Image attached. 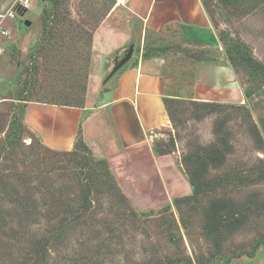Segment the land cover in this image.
I'll list each match as a JSON object with an SVG mask.
<instances>
[{"label":"rangeland","instance_id":"1","mask_svg":"<svg viewBox=\"0 0 264 264\" xmlns=\"http://www.w3.org/2000/svg\"><path fill=\"white\" fill-rule=\"evenodd\" d=\"M200 1L212 45L152 39L173 118L153 136V165L143 151L100 160L80 144L74 155L53 151L20 121L26 102L83 104L92 33L121 2L37 0L20 22L4 21L0 218L24 213L0 220V264H39L34 244L61 217L44 264H226L264 254V0ZM87 179L91 206L75 220ZM5 190L19 200L14 209ZM46 198L66 206L27 219L26 200Z\"/></svg>","mask_w":264,"mask_h":264},{"label":"crops","instance_id":"2","mask_svg":"<svg viewBox=\"0 0 264 264\" xmlns=\"http://www.w3.org/2000/svg\"><path fill=\"white\" fill-rule=\"evenodd\" d=\"M13 1L0 0V13ZM28 1L29 9L37 0ZM112 8L91 36L82 106L26 102L20 121L53 151H71L80 132L94 159L143 151L153 165L151 141L169 125L165 107L169 82L165 58L152 39L178 38L187 46H209L211 26L200 0H124ZM226 264H264V254Z\"/></svg>","mask_w":264,"mask_h":264},{"label":"trees","instance_id":"3","mask_svg":"<svg viewBox=\"0 0 264 264\" xmlns=\"http://www.w3.org/2000/svg\"><path fill=\"white\" fill-rule=\"evenodd\" d=\"M212 104H204L203 107H210L211 110H214L216 105H213L211 106ZM60 106H67L66 104H60ZM82 106V104L80 105ZM79 106V107H80ZM165 107H166V112H167V115H168V118L170 121H173V118H172V115L169 111V108L168 106L166 105V101H165ZM24 127V126H23ZM80 144L81 146H83L87 151L88 153L90 154L89 150L87 149V147L83 144L82 142V139H81V136H80V132L78 133L77 135V138H76V142H75V145H74V151L73 152H69V153H65V154H75L77 148L76 146ZM91 155V154H90ZM189 180L190 183H191V186L194 187V190H193V193H197V190H198V186H199V183L198 184H195V181L191 178V175H189ZM88 179L86 180V184L84 186H82V188H80L79 190V195L77 197V207L75 208H71L73 211H72V214H73V218L76 220V219H79L81 217L82 214H84L86 211L88 212L90 206H91V200L89 198V194L91 193V188L88 184ZM38 187V186H37ZM15 191V190H14ZM47 195H54V192L53 191H49L48 189H45ZM16 193V191H15ZM43 193V194H44ZM50 193V194H48ZM5 194L7 197H9L10 199V204L12 205V208L14 209L16 207V204L18 203L19 200H14V198H11V195L9 194V191H6L5 190ZM31 195H28L27 198H29ZM47 199V198H46ZM43 200L40 204H37V203H29L27 200H26V203L25 205H22V207L24 208V210L26 211V215H27V219H30L32 216H36L37 215V210L39 209L40 211L42 210V213L43 212H46V213H49L50 211H54V208L57 207V205H65L66 206V203L65 202H62L61 200H58V199H54V198H48L47 200ZM15 201H16V204H15ZM22 201V200H21ZM32 204V205H30ZM19 205V204H18ZM71 207V206H70ZM69 208V207H68ZM24 212H17L16 213V209L14 211H9V212H5L3 215H2V218H0L1 221H6V219H10L11 217H19L20 214H22ZM67 222L66 218L64 217H61L60 220H59V224H58V228L57 229H60V225H62V227H64V223ZM5 225H7L5 223ZM4 226V224H3ZM1 226V227H3ZM57 229H53V231L51 230L50 233L42 236V238H40L36 244H34V246H36V252H39L41 254V258H40V262L39 264H44L46 263V259H45V253H46V249H47V245L48 244H51L54 240L58 239V231ZM28 241V240H27ZM30 243H31V240H29ZM98 254V253H97Z\"/></svg>","mask_w":264,"mask_h":264},{"label":"built area","instance_id":"4","mask_svg":"<svg viewBox=\"0 0 264 264\" xmlns=\"http://www.w3.org/2000/svg\"><path fill=\"white\" fill-rule=\"evenodd\" d=\"M28 0H14L10 6L2 13H0V39L7 38L9 36V30L3 26L5 20H11L17 22L19 18V12L28 10ZM3 54V48L0 47V56Z\"/></svg>","mask_w":264,"mask_h":264},{"label":"water","instance_id":"5","mask_svg":"<svg viewBox=\"0 0 264 264\" xmlns=\"http://www.w3.org/2000/svg\"><path fill=\"white\" fill-rule=\"evenodd\" d=\"M18 13H19V18H17V22H20L21 21V19L23 18V16H24V14L26 13V10H23L22 12H19V10H18ZM23 24L24 25H29V22L28 21H23Z\"/></svg>","mask_w":264,"mask_h":264},{"label":"bare ground","instance_id":"6","mask_svg":"<svg viewBox=\"0 0 264 264\" xmlns=\"http://www.w3.org/2000/svg\"><path fill=\"white\" fill-rule=\"evenodd\" d=\"M117 1H119V2H123L124 0H117Z\"/></svg>","mask_w":264,"mask_h":264}]
</instances>
